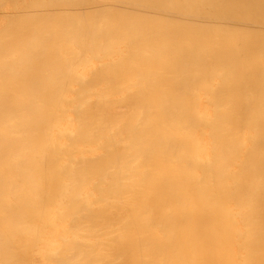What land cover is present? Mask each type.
<instances>
[{
	"label": "bare ground",
	"instance_id": "1",
	"mask_svg": "<svg viewBox=\"0 0 264 264\" xmlns=\"http://www.w3.org/2000/svg\"><path fill=\"white\" fill-rule=\"evenodd\" d=\"M0 264H264V0H0Z\"/></svg>",
	"mask_w": 264,
	"mask_h": 264
}]
</instances>
